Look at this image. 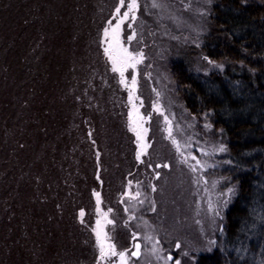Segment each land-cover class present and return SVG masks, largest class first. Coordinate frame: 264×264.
<instances>
[{
	"label": "rangeland",
	"instance_id": "obj_1",
	"mask_svg": "<svg viewBox=\"0 0 264 264\" xmlns=\"http://www.w3.org/2000/svg\"><path fill=\"white\" fill-rule=\"evenodd\" d=\"M218 1L137 0L136 19L130 14L121 24L119 39L130 51H142L144 60L135 72H125L126 87L119 73L112 71L105 52L112 43V29L127 11L125 6L116 13L119 0H0V264H55L49 228L57 220L53 214L50 223L46 220L50 184L42 171L45 146L54 162L55 151L50 148L56 143L47 144L43 109L56 96L54 75L61 78L68 62H78L81 50L74 37L83 30L80 15L94 24L96 15H111L97 30L96 44L103 50L111 76L106 84L108 96L118 97L119 106L124 105L118 114L125 118L123 127L130 135L135 166L114 181L102 173H106L103 166L98 167L89 213H78L86 235L83 252L89 251L78 263L121 264L119 255L101 259L98 221L106 251L113 244L117 253L126 254L127 264H175V260L198 264L201 256L220 247L227 213L240 194L239 184L227 173L232 165L227 162L231 161L227 140L210 118L188 111L171 73L173 63L184 61L202 77L226 70V63L211 60L203 52ZM129 2L125 0V5ZM133 30L136 36L129 43L126 38ZM68 44L72 46L65 50ZM132 75L137 85L130 100ZM157 103L170 125L155 111ZM138 116L144 117L140 123L147 129L143 141L132 130ZM141 143L146 145L143 153ZM221 145L225 152L218 151ZM57 180L64 182L59 176ZM56 207L60 211L61 204ZM260 217L258 224L264 220ZM210 240L215 244L210 245ZM169 255L173 260L167 259Z\"/></svg>",
	"mask_w": 264,
	"mask_h": 264
},
{
	"label": "trees",
	"instance_id": "obj_2",
	"mask_svg": "<svg viewBox=\"0 0 264 264\" xmlns=\"http://www.w3.org/2000/svg\"><path fill=\"white\" fill-rule=\"evenodd\" d=\"M212 15L203 52L211 60L226 63L224 73L202 77L186 61L171 65L188 111L210 118L223 131L232 164L227 173L240 191L227 213L220 247L201 256L198 264H264V220L256 221L264 217V0H219ZM110 16L96 15L94 24L80 15L83 30L74 37L81 50L78 62L67 61L61 78L54 75L56 96L43 109L47 144L56 143L50 148L55 151L54 162L45 146L42 171L50 184L46 220L50 223L52 214L57 220L49 228L55 264L80 263L89 254L88 249L83 252L85 234L78 213H89L98 167L103 166L106 173H102L114 181L135 166L130 135L123 127L125 118L118 114L124 105L119 106L118 97L108 96L106 84L111 76L103 50L96 44L97 30ZM57 176L64 182L58 183Z\"/></svg>",
	"mask_w": 264,
	"mask_h": 264
},
{
	"label": "snow or ice",
	"instance_id": "obj_3",
	"mask_svg": "<svg viewBox=\"0 0 264 264\" xmlns=\"http://www.w3.org/2000/svg\"><path fill=\"white\" fill-rule=\"evenodd\" d=\"M119 4L120 6L118 8H116V13L119 15L120 13V9L123 7H127V11H125L123 13V17L121 18L120 22L116 24L115 28L112 29V43H109V46L105 49L106 54L109 57V60L111 61L113 67H112V71L113 72H117L120 75V82L122 84H125L126 87H128L126 80H125V72L128 71L129 69H132L133 72H135V69L137 67L138 64L142 63L144 60V54L142 51L140 50H135V51H130L128 47H125L121 44V41L119 39V30L121 27V24L124 23V21L128 20L130 14H131V19L134 21L136 19L135 16V12L138 8V4H137V0H130L129 3H127V5H125V0H119ZM158 5L153 4V7H157ZM111 23V22H109ZM109 32L108 30H105V37H108ZM136 33L133 30L128 36H127V41L130 43L133 39H135ZM207 59V58H205ZM209 63H211V61H209ZM216 67L222 68V65H216ZM136 85H137V79L135 75H132L131 77V88L129 91V99L132 100L133 99V93L136 91ZM159 95V94H158ZM154 109L155 111L162 117H164L165 123L166 124H171V122L169 121L168 117L165 115V113L161 110L159 104H155L154 105ZM144 120V117H137V122L134 123L133 126V131L136 133L137 139L140 141H143V133H145L147 131V129H143L141 126V123ZM206 128H210V125H205ZM168 135L171 138L172 137V128L169 127L168 128ZM172 143L174 145H176L177 150L179 151L180 146L177 142L176 139H172ZM141 148V153L144 152V149L146 148V145H144L143 143H141L140 145ZM219 152H225L226 148L224 146H220L218 149ZM207 153H205L206 155ZM139 158V156H138ZM193 159H195V157H193ZM228 163H231V161H227ZM197 164H199V161H197ZM165 167H167V165H165ZM193 171H195L196 169L193 168ZM233 189H229V193H232ZM97 201L99 203V197L97 196ZM226 203V201H225ZM211 207V206H210ZM81 216H83V212H81L80 214ZM217 215H219V213H217ZM107 223H112L111 220H108ZM97 230H96V237H97V242L99 244V248H100V257L101 259H104L106 255H110V256H117L119 255L120 258V262L121 264H127V259H126V254L124 252H119L117 253L115 246L113 244H108L107 245V251L105 248V244L103 242V240L101 239V231H100V222H97ZM210 245L215 244V241H209ZM177 248L180 247L179 244L176 245ZM137 248H139V245H137ZM155 250V248H154ZM184 255H188V253H184ZM167 259L169 261L173 260V257L171 255H169L167 257ZM175 264H180L179 260H175Z\"/></svg>",
	"mask_w": 264,
	"mask_h": 264
}]
</instances>
